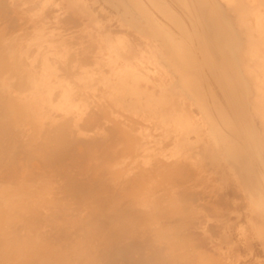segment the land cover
Segmentation results:
<instances>
[{"label":"rangeland","instance_id":"1","mask_svg":"<svg viewBox=\"0 0 264 264\" xmlns=\"http://www.w3.org/2000/svg\"><path fill=\"white\" fill-rule=\"evenodd\" d=\"M2 192L0 264H264V0H0Z\"/></svg>","mask_w":264,"mask_h":264},{"label":"bare ground","instance_id":"2","mask_svg":"<svg viewBox=\"0 0 264 264\" xmlns=\"http://www.w3.org/2000/svg\"><path fill=\"white\" fill-rule=\"evenodd\" d=\"M127 1H128V0H127ZM229 2H230V1H229ZM3 192H5V191H3ZM3 192H2V194H0V195L3 196V195H4ZM5 193H6V192H5ZM0 197H1V196H0ZM10 198H13V197H12L11 195L9 196L8 194H7V196H6V194H5V195H4V198L2 199V201L8 205V204L11 203V200H12V199H10ZM13 199H14V198H13ZM13 201H14V200H13ZM27 201H28V200H27ZM25 202H26V200H25ZM8 206H9V205H8ZM9 207L13 208L14 206L12 207V205H11V206H9ZM16 208H17V207H16Z\"/></svg>","mask_w":264,"mask_h":264}]
</instances>
